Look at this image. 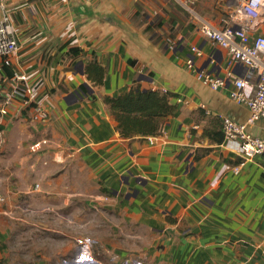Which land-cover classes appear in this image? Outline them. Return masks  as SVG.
<instances>
[{
  "label": "crops",
  "instance_id": "obj_1",
  "mask_svg": "<svg viewBox=\"0 0 264 264\" xmlns=\"http://www.w3.org/2000/svg\"><path fill=\"white\" fill-rule=\"evenodd\" d=\"M235 5L198 0L192 16L175 0H5L13 67L49 118L34 121L21 104L0 117V264L70 254L78 226L97 232L94 211L101 264H264L263 158L216 140L225 117L244 124L250 110L231 98L232 83L212 89L197 77L232 71L256 88L258 77L200 31L231 23ZM136 86L166 91L177 109L159 134L124 138L105 98ZM248 131L264 138V118Z\"/></svg>",
  "mask_w": 264,
  "mask_h": 264
},
{
  "label": "built area",
  "instance_id": "obj_2",
  "mask_svg": "<svg viewBox=\"0 0 264 264\" xmlns=\"http://www.w3.org/2000/svg\"><path fill=\"white\" fill-rule=\"evenodd\" d=\"M192 16H196L198 0H175ZM233 1V0H232ZM236 5L231 15V23L222 28H217L209 22L200 25L202 35L215 45L228 51L232 61L239 63L252 71L258 77L256 88L248 87L244 78L234 76L228 71L225 77H220L197 71V77L212 89H218L233 84L230 92L231 98L238 104L246 105L251 113L247 123L241 124L231 117L223 119V133L227 140H237L240 143L241 153L246 160L257 156L263 158L264 162V138L252 135L248 131L251 124L264 118V34H257L254 37L251 33L257 32L258 28L264 25V0H234ZM197 17L199 15L197 14ZM171 47L175 42L167 38ZM192 50L201 55L197 47ZM19 51L17 31L7 12L5 0H0V117L9 114L10 109L21 104L33 111L34 121H46L49 118L48 111L39 100L37 88L29 82L28 76L14 69V56ZM189 66L193 60L188 61ZM13 69V75L8 77L5 74L6 68ZM166 93V91H164ZM47 144L46 140L36 143L32 148L37 150ZM239 167L234 171L238 172ZM26 211L31 209L26 208ZM87 263L98 264L92 258L86 259Z\"/></svg>",
  "mask_w": 264,
  "mask_h": 264
},
{
  "label": "trees",
  "instance_id": "obj_3",
  "mask_svg": "<svg viewBox=\"0 0 264 264\" xmlns=\"http://www.w3.org/2000/svg\"><path fill=\"white\" fill-rule=\"evenodd\" d=\"M5 74L11 77L13 69L7 67ZM170 96L167 92L143 90L140 86H136L117 97H106L105 103L118 122L121 136L132 139L136 136H152L161 132L165 119L175 114L177 109L171 104ZM223 138L222 134L216 140L222 141Z\"/></svg>",
  "mask_w": 264,
  "mask_h": 264
},
{
  "label": "rangeland",
  "instance_id": "obj_4",
  "mask_svg": "<svg viewBox=\"0 0 264 264\" xmlns=\"http://www.w3.org/2000/svg\"><path fill=\"white\" fill-rule=\"evenodd\" d=\"M50 217H54L52 213L50 214ZM94 217L96 218L95 221H97V219L99 221L98 225L95 223V229L97 231L94 234L95 236L92 235V234H88L87 235L86 231L84 230V228L78 226L77 227V238H76V241H74V244H73V245H76L78 248L75 251L71 252L70 254H67L66 256H63V257H60V258L52 257L49 260V262H47V264H59V263H61V264H69V262H71V264L87 263L86 259L87 258H91V256L89 254H87V253H90V252L93 253L92 256H94V257H92V258L95 259L97 262H99V260H97L96 257H95L94 251L103 254V252H101V250H100L101 246H100V242H99L100 239L99 238H100L101 230L104 227H103L102 219L100 218V214L98 215V214H96V211H94ZM51 228L55 229L54 227H52V225H51ZM60 230L61 231H65V234H67V233H69L70 228H69L68 225H66V226L61 227ZM72 230H73V226H72ZM43 232H44V230L41 227V234H43ZM46 233L52 234L53 232L51 230V232H46ZM62 233H64V232H62ZM76 254H78L79 256L81 255V257L76 259L77 258V257H75ZM105 259H108L109 261H111V258H109L107 256H106ZM108 260H105V261H108ZM112 260H113V263L111 262V264H118L116 259L115 260L112 259ZM98 264H101V263H98Z\"/></svg>",
  "mask_w": 264,
  "mask_h": 264
}]
</instances>
